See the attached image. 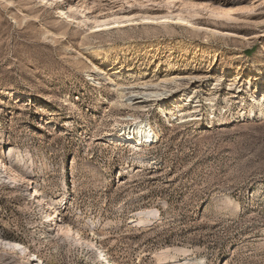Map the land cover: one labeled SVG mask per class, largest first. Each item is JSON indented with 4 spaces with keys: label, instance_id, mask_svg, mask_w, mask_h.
Instances as JSON below:
<instances>
[{
    "label": "rangeland",
    "instance_id": "374dc122",
    "mask_svg": "<svg viewBox=\"0 0 264 264\" xmlns=\"http://www.w3.org/2000/svg\"><path fill=\"white\" fill-rule=\"evenodd\" d=\"M257 88L264 0H0V264H264Z\"/></svg>",
    "mask_w": 264,
    "mask_h": 264
},
{
    "label": "bare ground",
    "instance_id": "6f19581e",
    "mask_svg": "<svg viewBox=\"0 0 264 264\" xmlns=\"http://www.w3.org/2000/svg\"><path fill=\"white\" fill-rule=\"evenodd\" d=\"M70 6L72 7V5H70ZM60 10L64 11L63 9H60ZM68 17H69V15H68ZM123 22H125V21H120V20L119 21L118 20H114L113 22H108V20L107 21H96V23L93 24L90 28L94 29L93 32L107 31V30H111V29H113V28H115L117 26L120 27V24L123 23ZM96 70H97L96 71V75L102 76V72L100 71L99 67H98V69L96 68ZM113 72H119V70L115 69V70H113ZM133 74L136 76V73H133ZM107 79L110 80L109 78H107ZM94 80L96 82H99L100 79L98 80V78H94ZM258 91H259V88L255 89L254 91H251L252 92V99L253 100L255 99L257 101L256 102L257 103L256 108L251 111V115H254L257 111L260 114L264 113V109H263L264 108V103H261V99H259V97H258L259 96V94H258L259 92ZM167 93H168V91L164 90V92L161 93V95H160L161 98L159 100L160 102H162L161 105H160L161 111L164 114H166V115L169 114V112L167 114V109L165 108V106L167 104L166 101H165V99L167 98ZM136 95L137 94L130 95L128 100H130V101L135 100L137 97L134 98V96H136ZM143 95H144L143 97H150L151 96L150 93H145ZM260 96H261V93H260ZM138 102H141V103L142 102H146V99L142 100V101H138ZM181 102H183V101H181ZM172 106L173 105H171V107ZM178 107H181V106H178ZM179 112H181V110H179ZM170 115H172V117H173V116L176 115V113H173V114H170ZM107 136L109 137V139H111L113 141H117V142H119L121 144L128 145V146H133L134 145V146H137V147L138 146H150V145H153L154 143H156L157 140H158V135L152 129L151 125L148 122H138V123H134L133 125H130V126H124L123 128L120 129L119 134L110 133ZM2 152H3V149L0 148V155H1ZM4 172L6 174H9L11 176V179L18 180V178H19V176L16 175L15 173H12L11 169H9V168H4ZM138 222H139L138 225L140 226V225H143L144 221H143V219H140V220H138ZM79 240L83 241L82 238H79ZM83 243L88 245V243L86 241H83ZM24 257L27 258V255L25 253H24ZM47 264H49V263H47Z\"/></svg>",
    "mask_w": 264,
    "mask_h": 264
}]
</instances>
